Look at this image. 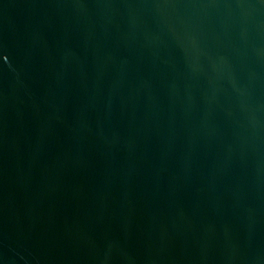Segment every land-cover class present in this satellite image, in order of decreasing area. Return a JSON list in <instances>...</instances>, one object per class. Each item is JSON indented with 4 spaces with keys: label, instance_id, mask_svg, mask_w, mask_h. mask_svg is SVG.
<instances>
[{
    "label": "water",
    "instance_id": "1",
    "mask_svg": "<svg viewBox=\"0 0 264 264\" xmlns=\"http://www.w3.org/2000/svg\"><path fill=\"white\" fill-rule=\"evenodd\" d=\"M0 264H264V0H0Z\"/></svg>",
    "mask_w": 264,
    "mask_h": 264
}]
</instances>
